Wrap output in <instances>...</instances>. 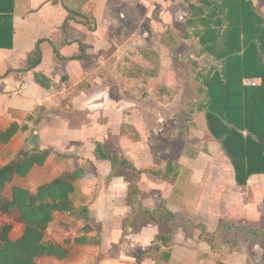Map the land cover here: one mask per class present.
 Segmentation results:
<instances>
[{
	"label": "crops",
	"instance_id": "1",
	"mask_svg": "<svg viewBox=\"0 0 264 264\" xmlns=\"http://www.w3.org/2000/svg\"><path fill=\"white\" fill-rule=\"evenodd\" d=\"M178 1L188 9L198 5L14 0L12 47L0 48V132L18 127L0 142V168L48 154L24 176L14 174L3 195L9 198L13 186L35 192L80 170L69 195L71 212H55L45 233L67 255L40 256L35 264H264V245L249 230H264V174L236 183L204 112L190 107L201 98L195 79L197 99L181 93L174 64L180 58L173 51L190 36L173 28L171 8ZM246 1L264 19V0ZM126 4L140 14L127 38L136 47L128 50L120 37ZM192 16L191 10L187 28ZM142 24L147 31H138ZM147 37L154 42L145 46ZM129 52H135L131 61ZM146 54L152 58L144 60ZM192 55L199 58L191 49ZM183 104L187 112L176 109ZM137 207L175 215L170 242L156 239L168 226L140 222ZM23 228L13 220L9 237L19 238ZM153 246L158 250L147 254Z\"/></svg>",
	"mask_w": 264,
	"mask_h": 264
},
{
	"label": "trees",
	"instance_id": "2",
	"mask_svg": "<svg viewBox=\"0 0 264 264\" xmlns=\"http://www.w3.org/2000/svg\"><path fill=\"white\" fill-rule=\"evenodd\" d=\"M196 2L198 5L190 4L194 18L187 20V26L194 28L192 35L196 39L191 49L196 57L203 55L212 64L205 73L195 72L196 92L201 98L190 107L204 112L207 129L229 158L236 183L245 185L249 176L264 174V19L254 14L246 0ZM13 6L14 0H0V48L12 47ZM200 15L203 17L197 19ZM215 15L218 17L213 19ZM191 63L195 69L197 63ZM246 78L260 79V84L244 85ZM17 127L11 124L0 132V142H7ZM47 154L39 151L20 163L0 168V210L24 225L21 236L15 240L9 237L10 226L0 227V264H35L34 260L40 256L55 255L62 259L67 255L65 248L47 241L45 233L55 212H71L69 195L80 170L56 177L35 192L13 186L9 198L3 195L5 184L14 174L24 176L33 164H42ZM134 194L131 188L130 197ZM137 209L140 222L152 219L165 223L168 232L156 239L170 242L177 222L175 215L166 209ZM249 230L264 245V230ZM157 250L153 246L147 254ZM143 257L138 256L137 262ZM161 257L166 259L168 253H162Z\"/></svg>",
	"mask_w": 264,
	"mask_h": 264
},
{
	"label": "rangeland",
	"instance_id": "3",
	"mask_svg": "<svg viewBox=\"0 0 264 264\" xmlns=\"http://www.w3.org/2000/svg\"><path fill=\"white\" fill-rule=\"evenodd\" d=\"M195 1V0H194ZM179 2V1H178ZM187 3L185 2H179L177 3L175 6L173 5V7L171 8V14L173 15V28L174 30H176L178 32L179 35H183L184 33H188V35L190 36L189 40H184L183 43L181 44L180 47H177V49H175L173 51L174 57L176 58H180V60L178 62H174V64L177 65V76L178 79L181 81L182 85L180 87L181 89V93L182 95H184L186 97V99L188 100H195L197 99V93L195 92L196 90V84L194 81V74L195 72H201V73H205L206 70L208 69V66L212 64V62L210 61V59L206 58V57H199V58H195L193 55L191 56V47H192V43H194V41H190L192 39H194V37L191 35L194 31L193 27H189L187 28L185 26V19H187V17L190 16L191 14V10L188 9L187 7ZM190 10V11H189ZM64 11H66V13L68 14V9H64ZM140 11V10H139ZM123 13H125V16L127 20H125L124 24H125V30L123 34H120V37L125 40V50L131 49V47H136V45L132 44L134 43V39H127L128 36H130L129 34H131L129 31L133 30L136 26H135V20H137L138 16L140 15L138 10L135 8H130L129 5L126 4V7L123 8ZM187 13V14H185ZM158 15V9L156 10V12H154V16ZM63 16V15H62ZM61 16V18H62ZM81 16H84L83 13ZM83 19H90L89 17H82ZM62 19H65L64 17ZM139 20V19H138ZM147 31L148 28L146 25L142 24L141 28L138 31ZM163 29H161V31H163ZM120 38V39H121ZM121 41V40H119ZM54 46H56L58 49L61 48L60 42L58 41V39H54L53 41ZM154 42V39L152 37H147V41L145 42V46L148 44H152ZM131 45V46H129ZM146 49L147 48H144ZM135 53V52H134ZM134 53H130L129 55L126 56L127 61H131L130 57H134ZM143 57V56H141ZM144 57L146 59L144 60H148V58H152L149 57L147 54L144 55ZM159 57H154L156 58V62L159 61ZM191 61H195L197 63V67L194 69V66L192 65ZM260 81V79H255ZM178 106V105H176ZM176 109H178V111H182V112H187V107L185 104L183 105H179L178 108L176 107ZM229 235V234H228ZM254 241H258V240H254ZM264 250V249H263Z\"/></svg>",
	"mask_w": 264,
	"mask_h": 264
},
{
	"label": "built area",
	"instance_id": "4",
	"mask_svg": "<svg viewBox=\"0 0 264 264\" xmlns=\"http://www.w3.org/2000/svg\"><path fill=\"white\" fill-rule=\"evenodd\" d=\"M243 84L247 86H258L260 84V81L251 78H246L243 80ZM12 224L13 219L11 218V216L6 213H3L0 210V227L10 226L12 228Z\"/></svg>",
	"mask_w": 264,
	"mask_h": 264
}]
</instances>
